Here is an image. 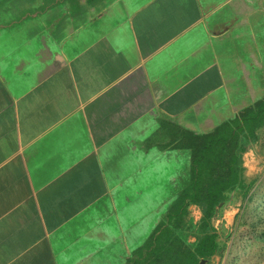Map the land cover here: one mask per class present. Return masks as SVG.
Returning a JSON list of instances; mask_svg holds the SVG:
<instances>
[{
    "label": "crops",
    "instance_id": "0c3cea01",
    "mask_svg": "<svg viewBox=\"0 0 264 264\" xmlns=\"http://www.w3.org/2000/svg\"><path fill=\"white\" fill-rule=\"evenodd\" d=\"M263 98L264 0H0V264H143Z\"/></svg>",
    "mask_w": 264,
    "mask_h": 264
},
{
    "label": "trees",
    "instance_id": "16d2710c",
    "mask_svg": "<svg viewBox=\"0 0 264 264\" xmlns=\"http://www.w3.org/2000/svg\"><path fill=\"white\" fill-rule=\"evenodd\" d=\"M263 128L264 98L239 119L194 139L190 183L162 212L160 236L143 264H202L226 255L236 231L247 225L258 180L246 175L243 156L261 140ZM228 207L239 209L233 227L217 226ZM254 235L264 246V230Z\"/></svg>",
    "mask_w": 264,
    "mask_h": 264
},
{
    "label": "rangeland",
    "instance_id": "374dc122",
    "mask_svg": "<svg viewBox=\"0 0 264 264\" xmlns=\"http://www.w3.org/2000/svg\"><path fill=\"white\" fill-rule=\"evenodd\" d=\"M261 136L260 143L255 145V153L246 156V159L243 156L246 175L258 180L253 202L249 204L245 215L247 225L236 231L237 233L229 244V250L224 257L215 256L210 262L204 261L203 264H264V246L258 242L254 235V233L257 234L264 230V128ZM142 208L145 207L142 206ZM136 212H131V214ZM238 213L239 209L228 207L223 218L216 225L221 226L224 222L226 228L233 227ZM193 214L196 219L200 217L198 210H194Z\"/></svg>",
    "mask_w": 264,
    "mask_h": 264
},
{
    "label": "water",
    "instance_id": "95a60500",
    "mask_svg": "<svg viewBox=\"0 0 264 264\" xmlns=\"http://www.w3.org/2000/svg\"><path fill=\"white\" fill-rule=\"evenodd\" d=\"M204 262H202V264H203Z\"/></svg>",
    "mask_w": 264,
    "mask_h": 264
}]
</instances>
